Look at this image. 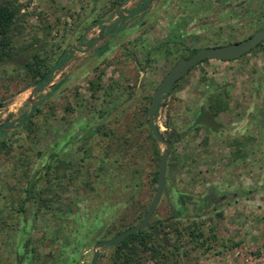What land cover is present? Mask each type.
Listing matches in <instances>:
<instances>
[{"label":"rangeland","instance_id":"obj_1","mask_svg":"<svg viewBox=\"0 0 264 264\" xmlns=\"http://www.w3.org/2000/svg\"><path fill=\"white\" fill-rule=\"evenodd\" d=\"M16 1L22 6L18 45L37 31L45 37L53 26L37 46L47 48L43 56L55 50V58L64 52L69 58L44 89L20 74L25 54L8 63L7 74L0 67V129L6 131L0 142L12 144L9 152L0 150V211L13 223L22 217L20 226L0 230V258L2 264H91L95 244L137 220L156 194V144L144 110L157 86L191 49L231 44L264 28V0H127L117 7L114 0ZM101 46L107 52L99 51ZM91 80L101 84L95 91ZM174 86L155 113L164 138H178L151 224L172 217L184 229L206 220L211 238L199 245L184 233L169 264H264V52L233 61L210 59ZM220 92L229 108L216 114L211 97ZM35 107L41 108L31 117L39 140L18 127ZM201 109L215 114L211 127L195 124ZM158 146L163 153L166 144ZM54 150L72 157V166L82 171L71 183L60 180L62 207L56 203L36 213L37 205L28 200L24 212H12L26 197L22 190L30 177L46 173ZM54 175L48 176L51 186L60 184ZM90 180L93 185H83ZM46 183L44 177L40 186ZM211 192L225 197L217 209L173 217L182 206L180 195L199 200ZM167 230L162 233L174 244L178 235ZM30 238L34 252L24 247ZM114 257L112 246L103 247L97 264H112Z\"/></svg>","mask_w":264,"mask_h":264},{"label":"trees","instance_id":"obj_2","mask_svg":"<svg viewBox=\"0 0 264 264\" xmlns=\"http://www.w3.org/2000/svg\"><path fill=\"white\" fill-rule=\"evenodd\" d=\"M125 1L127 0H114L112 6L117 7L120 4V2H125ZM21 9H22L21 4H18L16 0L15 1L0 0V67H3L2 69L4 71V74H7L9 70L7 67L8 63H10L16 57L25 54L27 58L25 60L23 68L21 67L22 71L20 72V74H24L26 78H31L33 84H36V86L39 89H44L53 82L54 71L59 69L66 63V61L69 58V55H66V53L64 52V54H61L59 57L55 58L54 55L56 51L54 50V54L52 56L50 55L43 56V51L47 52V48L45 46H40L41 48H38V46L41 45L43 41H47L46 38L48 37V35L51 34V28L53 26H49L47 28L45 37L41 36L40 32L37 31V33L32 35L31 41H29L27 44L18 45L20 41L15 40V38L16 35L20 33L19 31L21 29L19 24V20L22 17L20 15ZM199 48L191 49L189 53L184 55V57L186 58L191 57L199 50ZM255 50L264 52V42L259 44L252 51ZM209 60L210 59H207L201 63L207 62ZM98 83L91 80L90 84L93 91H95V88L101 86V84ZM96 84H98L97 87ZM175 87L176 86H173L167 92L173 91ZM108 95H111L110 92L108 93ZM148 108L149 106L145 108L144 113L147 116L148 128L150 130L149 137L156 144V148L154 150V155H155L154 159L157 161L159 167L162 153L158 146V141L153 135L149 125ZM228 108H229V102L225 94H222L220 92L217 95L214 94L211 97L210 109H213L214 113L216 114L221 113L223 111H226ZM34 110L35 111H33V113H30L29 115L25 116V118L20 122V126L18 127H22L24 129L23 131H27L30 137H32L31 136L32 133L35 134L32 137V139L37 140L38 138L41 139L39 135L36 136V134L39 132V126L34 124V120L31 117L35 116L38 112H40L41 108L35 107ZM156 112L157 110L155 111V113ZM214 113L211 114L208 110L201 109L195 120V124L209 126L210 125L209 122L211 121V119H214V115H215ZM103 127L104 125L102 124L98 128V130H102ZM1 128L2 129H0V133L6 132L3 127ZM104 132L106 133L107 136L109 135V131L105 130ZM41 136L43 137V135ZM126 142L127 143L130 142V139H128ZM11 149H12V144L9 143L8 140L6 139L1 140L0 142L1 151L9 152ZM84 151L86 152V149H84ZM119 151L118 153H116V155L119 154ZM39 154L40 152H38V155ZM52 156L54 157V160L47 165L45 174H41V176H39L38 178H36L35 176L36 174L30 177L28 185L24 190H22L23 193H25L26 197L23 198L19 206L16 207L15 204L12 206L14 207L12 208L13 209L12 212L15 210L20 213L24 212L25 204L28 200L33 201L35 205H37L38 209L35 211L36 213L41 212L44 208L53 209L54 207L53 205L56 203H60L61 205L60 207H62V202H59V200H61L59 197L61 196V191L63 188V186L61 187L62 182H60V180L68 178V182L71 183L72 181H74L73 180L74 174L80 176V174H82V171L80 168L78 167L75 168L74 166H72L73 164L72 157L67 156L63 158V156H60V154L58 152H55V150L52 152ZM109 157H106L105 160H102L100 166L98 167L97 176L99 178H102L103 176L102 171H104V168H107L105 162L110 160ZM117 159L118 158H114L113 161L115 162L117 161ZM62 164H65L64 170L62 172H59L58 170L61 169ZM52 172H55L54 180H57V182L59 181L60 184L51 186V184L53 183L48 176H50ZM108 174L109 173H107V175ZM44 177L47 183L44 186H40L42 179H44ZM157 177H158V170H156L153 174L152 182L154 184H158ZM92 182L93 180H90L88 182L84 181L83 185L86 186L88 185L87 187H90L91 185L94 184V183L92 184ZM9 188L11 189L12 187L9 186ZM76 190H79V188H76ZM224 198H225L224 196H219V194H217L216 192H211L210 194L199 200L192 198L189 195L182 194L180 195V201L182 203V206L178 210H176V213H174L173 217L177 219L184 213H186L187 215H189L190 213H195V216L197 217L202 216L203 214L209 213L212 207H215L217 209V207L220 205L219 203ZM147 209H148L147 207H144L142 212H139V217L137 220H133L129 224H123V226L119 228L117 231H115L112 236L109 237L105 236L104 238L110 239V237L112 238L117 234H119L120 232L140 222L143 219L144 215L146 214ZM0 213H1L0 230L2 232L3 231L7 232L9 228L13 227V224L14 226H20L22 224V217L19 221L13 223V221H11L12 218L9 219V217L5 215L4 210L1 209ZM36 215L37 214H35L34 216ZM219 215L221 216L222 214ZM176 223L177 221L173 220L172 217L168 218V221L162 219L158 220L155 223L150 224L151 226L149 228L135 232L131 234L129 237H127L121 243L117 244L116 246H112L113 249L115 250V257L113 259L112 264H145L151 260L152 261L154 260L155 264H169L171 258L170 255H174L175 257H177L178 252H176V250L180 249V245L182 243L181 240L183 239L185 234L187 236H190L191 240L195 241L199 245H204L208 241V239L211 238V236L207 237V235L205 234L206 231L204 230L205 229L204 227L206 225V220L202 222L193 221L191 225L186 226V228L184 229L181 228ZM55 229H56L55 231L60 230V228L59 229L55 228ZM165 229H168L167 232L169 233L176 232V234L178 235L174 244H170L171 242L169 237H167V234L162 233V231H164ZM211 229H212V237L216 238V233L213 232L214 228ZM55 233H58L59 235V232H55ZM58 235L55 234L54 240L57 239ZM30 243H31V238L27 239L24 244L26 250H28V248L30 247L31 245ZM105 247H111V246H105ZM32 251L33 250H31L30 252ZM25 257H26L25 254L20 255L19 256L20 262H23L25 260ZM31 259L33 260V256L31 257ZM0 264H2L1 258H0Z\"/></svg>","mask_w":264,"mask_h":264},{"label":"water","instance_id":"obj_3","mask_svg":"<svg viewBox=\"0 0 264 264\" xmlns=\"http://www.w3.org/2000/svg\"><path fill=\"white\" fill-rule=\"evenodd\" d=\"M264 42V28L257 30L250 37L237 41L227 45H217L208 46L200 48L194 55L189 58L182 57L174 64L166 76L157 86L153 99L148 108L149 115V125L152 130L153 135L159 143H165L166 148H164L161 160L158 167V177H157V191L147 209L146 214L143 219L135 224L134 226L127 228L126 230L120 232L116 236L98 241L94 246V255L91 264H97L100 257V249L105 246H116L117 244L124 241L131 234L149 228L151 225V220L155 214L157 207L159 206L167 181V170L168 161L170 153L177 142V137L173 136L171 140H166L162 134L161 128L155 120V111L159 108L162 96L170 90L178 80L186 76L195 66L207 59H219L222 61H230L241 58L245 54L250 53L259 44ZM3 104L0 103V107Z\"/></svg>","mask_w":264,"mask_h":264},{"label":"flooded vegetation","instance_id":"obj_4","mask_svg":"<svg viewBox=\"0 0 264 264\" xmlns=\"http://www.w3.org/2000/svg\"><path fill=\"white\" fill-rule=\"evenodd\" d=\"M147 3H149V0H145V4H147ZM136 11H137V10H136ZM91 42H92V43H91ZM90 43H91V44H94V40H91ZM102 48H103V49H102ZM98 50L101 51V52H102V51H103V52H107L106 50H108V49L106 48V46H105V47H102V46H101V47H98ZM105 54H106V53H104V55H105ZM181 58H182V57H181Z\"/></svg>","mask_w":264,"mask_h":264}]
</instances>
